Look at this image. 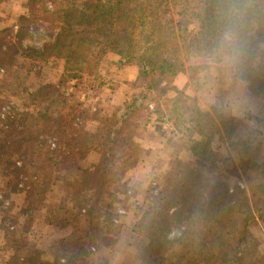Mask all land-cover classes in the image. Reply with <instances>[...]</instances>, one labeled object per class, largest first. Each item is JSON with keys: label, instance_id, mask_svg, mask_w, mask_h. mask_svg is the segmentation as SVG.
Returning <instances> with one entry per match:
<instances>
[{"label": "trees", "instance_id": "trees-1", "mask_svg": "<svg viewBox=\"0 0 264 264\" xmlns=\"http://www.w3.org/2000/svg\"><path fill=\"white\" fill-rule=\"evenodd\" d=\"M37 3L39 9L33 7ZM19 21L15 39L23 33L21 26L32 22L45 23V29L55 33L47 32L49 42L42 51L26 48L22 56L45 64L63 63L65 67L58 82L38 87L44 106L37 103L38 109L32 113L7 106V114H2L6 129L0 128V165L1 157L10 149L22 152L24 161H5L0 176L7 177L6 172L13 167L12 176L19 178L31 160L33 147L38 154L44 150L59 156L61 169L54 180L63 184L66 193L77 201L74 209L86 212L89 221L94 219L107 183H118L126 169L136 166L140 148L134 142L138 129L134 123L143 119L142 104L137 99L126 101L122 114L116 117L106 116L100 109L92 112L76 101L73 93L69 95L71 83L77 81V88L99 71L100 65L89 54L91 49L116 55L122 67L137 66L134 86H144L159 98L172 89L170 80L182 73V60L193 56L236 60L240 79L252 92L264 95V0H30L28 14ZM8 33L0 32V89H8L16 98L18 90L26 92V87H14L19 80L14 71L18 54L11 45L13 39L7 42L6 36L1 37ZM6 99L7 94L0 99V113ZM87 121L96 125L94 131L88 130ZM39 133L52 136L41 137L36 144ZM13 136L18 139L14 141ZM92 153L99 155L98 164L82 168ZM175 163L165 180L169 197L157 215L162 219V213L165 217L169 209L173 211L162 222L164 227L150 230L149 212L139 222L142 262L166 264L163 255L173 248L182 254L175 264H262L251 225L264 223V182L251 194V203L247 191L230 190L221 182L203 190L193 183L196 169ZM41 164L38 160L37 171ZM175 171L180 178L175 177ZM32 178L40 181L38 174ZM172 204L175 206L171 208ZM254 205L262 207L258 214L253 212ZM188 206L191 209L187 211ZM174 221L182 222V230L173 241L166 235ZM98 239L95 236L92 242ZM85 246L79 245L71 257L65 254L43 264H76L89 251ZM9 264L16 262L10 260Z\"/></svg>", "mask_w": 264, "mask_h": 264}, {"label": "rangeland", "instance_id": "rangeland-1", "mask_svg": "<svg viewBox=\"0 0 264 264\" xmlns=\"http://www.w3.org/2000/svg\"><path fill=\"white\" fill-rule=\"evenodd\" d=\"M29 1L0 0V32L9 31L1 37L6 36L7 42L13 39L11 45L18 54L14 71L19 80L14 87H18L17 84L26 87V92L18 90L16 98L10 96L8 89H0V99L4 94L8 96L1 103L0 128L4 130L2 114H7V106L32 113L39 104L44 106L38 97V87L58 82L64 73L63 63L45 64L22 56L26 48L42 51L49 42L48 33L55 34L45 29L47 24L32 22L22 25L23 33L14 38L20 27L19 18L28 14ZM33 7L39 9L40 5ZM89 54L100 65L99 71L80 82L77 88V81L71 83L73 91L68 89L69 95L73 93V98L83 103L84 108L92 112L103 110L106 116H120L126 101L137 99L142 104L140 116L143 119L134 123L138 125L134 142L140 148L137 164L126 169L118 183H107L94 219L89 221L86 212L74 209L77 201L66 193L63 184L54 180L61 169V158L43 149L38 154L39 150L33 147L29 154L31 160L25 159L28 165L19 178L12 176L13 167L6 172L7 177L0 176V246L5 244L16 264L51 263L65 254L71 257L82 243H86L89 251L76 264H145L139 257V242L143 238L139 222L149 212L150 230L163 228L162 222L173 212L169 209L165 217L162 213V219L157 216L169 197L165 180L175 161L181 168L197 170L192 180L203 190L221 182L230 190L247 191L251 201V194L264 182V95L252 92L249 84L240 79L236 60L205 56L184 58L182 73L170 80L172 89L159 98L144 86H134L139 75L137 66L122 67L116 55L104 54L99 48L91 49ZM87 122L88 130L94 131L96 125ZM37 136L36 144L41 137L51 138L52 135L39 133ZM8 152L1 157L0 166L5 161L15 163L24 159L20 156L22 152L16 153L13 149ZM38 160L43 162L40 171L36 170ZM98 162L99 155L92 153L82 163V168L89 169ZM77 173L75 175L80 176ZM177 173L174 172L175 177L180 178ZM36 174L40 181L32 178ZM194 199L196 196L191 200ZM173 206L175 204L171 208ZM254 206L253 212L258 214L262 207ZM190 209L188 206L187 211ZM180 226L182 222L174 221L166 238L178 239ZM251 232L259 244V257L264 264V223L251 225ZM95 236L99 242L100 238L105 240L92 242ZM169 250L163 258L166 264H175L182 254L173 248Z\"/></svg>", "mask_w": 264, "mask_h": 264}, {"label": "crops", "instance_id": "crops-1", "mask_svg": "<svg viewBox=\"0 0 264 264\" xmlns=\"http://www.w3.org/2000/svg\"><path fill=\"white\" fill-rule=\"evenodd\" d=\"M1 230H0V235H1ZM2 237V241L4 242V237ZM0 254H2V257H0V264H9L10 260H11V257H12V254L10 253V251L7 250V247H5V244H4V247L1 248L0 246Z\"/></svg>", "mask_w": 264, "mask_h": 264}]
</instances>
